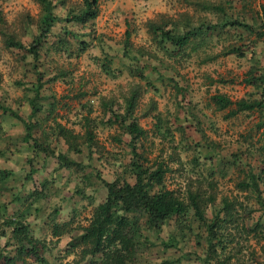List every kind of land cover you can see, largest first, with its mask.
Instances as JSON below:
<instances>
[{"label":"trees","instance_id":"obj_1","mask_svg":"<svg viewBox=\"0 0 264 264\" xmlns=\"http://www.w3.org/2000/svg\"><path fill=\"white\" fill-rule=\"evenodd\" d=\"M32 1L40 7L41 15L37 24V32L31 43L23 44L13 34L7 33L2 25V19H0V37L3 40V45L7 49L20 52L19 57L23 66L33 76L31 81L18 83L23 92L21 101L28 106L29 113L25 119L21 118L11 108L5 107L0 98V118L10 115L20 121L24 128L22 142L34 151H46L47 147L44 149L43 146H47L48 138L54 143L57 142V145L61 141L63 142L65 149H61L56 156V167L52 171L54 175L61 174L64 169L73 171V175L82 173L84 164L73 159L70 155L82 156L84 148L90 154L94 152L98 154L101 163L109 162L110 167L113 168L114 180L108 182L102 179L99 168L89 164L91 178L93 176V179L101 182L106 193L103 201L94 206L88 219V225H79L77 227V231H80L79 235L70 237L69 246L73 249L79 248L80 259L86 261L87 264H129L139 255L140 249L149 243L150 237L147 235L154 236L156 241H159L161 239L159 235L163 229L169 223H173L177 235L182 238V241L187 235L197 239L196 243L203 248L201 260L203 264H236L234 262L236 253H233L236 245L235 232L242 231L245 228V219L258 210L260 215L252 221L250 228L246 230L257 243L264 240V200L260 189L264 183L263 169L256 173L251 164H245V169L240 171L242 179L235 184L239 193L250 195L258 206L256 210L249 209L246 214L241 203L236 200L230 201L227 198L221 199L218 203L214 193V180L194 179L192 174L195 169H186L185 164H182L181 152L185 149L195 150L198 146L197 143H189L186 144V147L184 146V140L185 142L189 141V135L186 132V128H189L188 124L207 142V147L212 149L213 156L220 157L217 151L218 145L206 139L201 121L191 114L189 118L184 115L181 121L179 118L175 119L173 124L162 116L155 115L152 134L159 139L160 143L168 145L169 160L156 158L151 161L144 146V143L148 141L149 133L139 126L136 117L139 99L142 97L144 89L153 87L150 74L147 72L158 69L156 65L152 66L154 62L172 74L177 70L175 71L171 64H167L170 59L181 65L180 60L186 64L193 55H202L200 62L206 64L228 55H237L243 58L249 52L251 65L245 73L244 82L246 86H251L250 93L235 101L228 95L216 93L210 97L209 104L216 112L225 113L227 119L235 118L241 114L250 117L257 115L258 122L254 123L253 128L255 133L260 130L262 132L256 135L249 130L245 135H240V149L230 154L232 163L236 164L242 156H247V154L249 156L264 155V53L257 48V42L264 40V15L260 16L257 22L255 19L257 17H253L252 22H247L233 18L223 5L215 6L212 3L197 2V6L202 11L217 14L215 23L209 22L207 17L202 16H199L198 22L194 23L187 14H182L179 19L174 20H165V17L162 16L158 19L148 20L146 22L147 32L151 43L156 48L152 52L145 50L141 54H138L132 45L130 33L126 32L123 57L130 64V76L137 82L133 81L129 84L121 101L102 99L101 106L104 115L101 119H91L90 104L82 105V112L75 114L76 122H70L71 126H78L83 130L82 134H76L73 129L67 128L53 119L59 108V102L51 89L52 85L59 80L71 85L72 79L68 77L69 73L56 67L53 75L46 77L38 67L43 58H47L50 53H60L65 57L76 58L87 49L88 45L83 40L91 36V32H93L94 22L99 16L102 0H81L79 5H71L68 8L65 2L60 0ZM57 5L67 9L61 19L54 13ZM59 22L62 23L61 31L55 32L54 26ZM85 29H89L88 33L82 31ZM239 30L246 32L248 37L253 39L247 40V38L238 35L236 32ZM219 33L222 34L218 36L217 41L226 37H232L237 41L230 47H224L219 54L213 55L206 49L211 47L212 39ZM50 40L51 43H49ZM158 56H163V59ZM112 62V56L104 55V60L99 61V65L107 77L114 79L122 73H119L118 70L119 75H116V72L111 68ZM157 77L161 79L164 76L162 77V74L158 72ZM165 80L172 84L178 106L189 113V108L183 99L184 94H182V92H186L185 88L180 86V83L169 73L165 75ZM45 90L49 93L45 94ZM180 96L182 98H179ZM182 100L183 103H181ZM155 111V103L150 101L143 117ZM178 122L181 124L177 125ZM99 125L105 128L117 127L120 130L119 136L114 141L124 146V153L127 155L124 162L119 160L118 153L107 152L98 143L93 131ZM174 132L181 135L179 143H175ZM52 154H54L53 151ZM28 162H31V158ZM192 162L193 167H198L197 159L194 158ZM169 163L175 164L177 168L180 166L178 172L186 174L188 181L183 192L180 191L181 193L169 190L165 185V176L172 171ZM220 164L217 167L209 166L211 178H214L217 173H225L224 165ZM35 174L37 173L33 165H29L26 180H30ZM11 175L10 171L0 169V191L5 189L6 181ZM84 180L89 181L90 178L87 177ZM48 184H50L49 180L41 182L40 189H35L29 197H34L35 201L44 199V192L47 190ZM78 184L75 186L73 194L82 199L86 198L85 182L80 181ZM94 200L91 198V205L94 204ZM14 201L21 202L22 200L18 197ZM76 212L73 210L74 215ZM76 216L78 213L72 219L77 218ZM193 223L197 224V230L200 231L193 230ZM66 226L54 224L51 228L53 235L62 236V231L67 230ZM172 241L174 242L172 246L176 247L178 245L177 236ZM160 242L165 248L171 246L164 241L160 240ZM148 245L153 244L151 242ZM44 248L43 241L32 236V225L27 221V214L22 211L9 215L7 204L0 202V264H17L20 261H25L26 257H38V252ZM36 259L37 264H48L45 257ZM73 264H80V262L75 261ZM257 264H264V261Z\"/></svg>","mask_w":264,"mask_h":264},{"label":"rangeland","instance_id":"obj_2","mask_svg":"<svg viewBox=\"0 0 264 264\" xmlns=\"http://www.w3.org/2000/svg\"><path fill=\"white\" fill-rule=\"evenodd\" d=\"M60 1H64L67 8L81 3V0ZM197 2L212 3L215 6L223 5L233 18L247 22H252L255 17H257L255 18L257 22L259 17L264 15V0H102L99 16L94 22L93 32H91V36L83 40L88 45L87 49L76 58L65 57L60 53H50L39 64V70L46 77L53 75L55 68L58 67L67 71L68 77L72 79L71 85L60 80L52 85L51 89L59 102V108L56 110L53 119H56L63 126L73 129L76 134H82L83 130L78 126H71L70 122H76L75 114L82 112V105L90 104L91 119H101L104 115L101 106L102 99L121 101L122 95L129 88V84L133 81L137 82L130 76V64L123 57L126 32L130 33V41L138 54L145 50L152 52L156 46L151 43L147 32L146 22L148 20L158 19L160 16L165 17V20H174L179 19L182 14H187L194 23L198 22L199 16L207 17L211 23L216 22L217 14L202 11L197 6ZM64 11H67L64 6L57 5L54 9L55 15L60 19L64 17ZM40 15V7L32 0H0V19H2L5 31L13 34L23 44L31 43L37 32ZM61 27L62 23L56 24L54 26L55 32H60ZM88 30L82 31L88 33ZM236 33L247 38V40L253 39L241 30ZM220 34L222 33L216 34L212 39L211 47L206 49L207 52L213 55L219 54L224 47H230L237 41L232 37L221 38L217 41ZM51 42L50 40L49 43ZM257 46L258 50H262L264 53V40L258 41ZM249 48L252 49V47ZM104 55L112 56L111 68L116 72V75L122 73L119 77L113 79L101 71L99 61L104 60ZM19 56L20 52L7 49L0 37V98L5 107L11 108L21 118L25 119L29 113V108L21 101L23 92L18 83L31 81L33 76L23 66ZM158 57L163 59V56ZM249 57L250 53L247 52L243 58L237 55H228L203 64L200 62L202 55H193L186 64L180 60L181 65L170 59L167 64H171L175 71L177 70L176 73L172 72V74L154 62L152 66L156 65L158 69L147 72L150 74L153 87L144 89L136 112L139 126L149 133L148 141L144 143V146L151 161L156 158L167 160L169 156L168 145L160 143L159 139L152 134L155 126V115L162 116L173 124L175 119L179 118L181 121L184 115L187 118L191 114L195 115L201 121L206 139L218 145L217 151L220 157L213 156L212 149L207 147V142L188 124L189 128H186V132L189 135V141L185 142L183 139L184 146L186 147V144L189 143H197L198 146L195 150L185 149L181 152L182 164H185L186 169H195L192 174L194 179L214 180V193L218 203L224 198L230 201L236 200L242 204L246 214L249 209L256 210L258 206L248 193H239L235 184L242 179L240 171L245 169V164H251L256 173L261 169L264 170V155L253 154L249 156L247 154L234 164L230 154L240 149V135H245L249 130L252 131V134L259 135L262 130L255 133L253 128L254 123L258 122L256 114L252 117L241 114L235 118L227 119L225 113L216 112L209 102L210 97L216 93L228 95L233 101L250 93L251 86H246L244 82L245 73L251 65ZM158 72L164 77L158 78ZM168 73L174 76L180 86L185 88L186 92H182V94H184L183 99L189 108V113L178 106L175 90L172 84L165 80V75ZM44 93L49 92L45 90ZM150 101H154L156 111L143 117ZM192 123L195 124L196 122ZM179 124L181 123L178 122L177 125ZM119 134L120 130L117 127L105 128L101 125L93 131V135L104 150L118 153L120 155L119 160L124 162V158L127 156L124 153V146L114 141ZM23 136L24 128L20 121L10 115H4L0 118V169L8 170L12 174L6 181L5 189L0 191V202L7 204L9 215L22 211L27 214V221L32 225V236L42 240L45 244V250L41 249V252L38 250V257H45L48 264H73L75 261L80 262V264H87L86 261L80 259L79 248L73 249L69 246L70 237L79 235L80 231H77L79 225H88V219L94 206L102 202L105 197L106 192L102 183L93 179V176L91 178V166L99 168L102 179L108 182L114 180L113 168L110 167L109 162L101 163L98 154L95 152L90 154L84 148L82 156L70 155L73 159L84 164L82 173L73 175V171L64 169L61 174L54 175L52 171L56 167V156L61 149H65L63 142L61 141L57 145V142L54 143L48 138L46 140V142L48 141L47 146H43L44 149L47 147L46 151H34L23 144ZM174 137L175 143H179L181 135L174 132ZM30 158L31 162H28ZM194 158L199 164L196 168L193 167L192 160ZM220 163L224 165L223 171L225 173H217L214 178H211L209 166L217 167L221 165ZM29 165H33L37 174L33 175L30 180H26ZM168 165L172 171L165 176L166 187L169 190L183 192L188 181L186 174L178 172L180 166L177 168L175 164L169 163ZM87 177L90 178L89 181L84 180ZM45 180L50 182L44 192L45 198L35 201L34 197H29L35 189H40L41 182ZM80 181L85 182L86 186V198L83 199L73 194L75 186L79 185ZM205 183L204 186L207 188ZM260 189L264 200V183ZM18 197L21 198V202L14 201ZM27 197L28 199H26ZM91 198L95 199L93 205L90 204ZM73 210L77 211L76 214L78 213L77 218L74 219L72 218L76 214L74 215ZM238 210L241 211L240 208ZM56 213L58 214L56 215ZM259 215V210L250 214L245 219V228L235 232L236 245L234 243L233 253H236L234 259L236 264H257L264 261V240L257 243L255 238L250 236L246 230L250 228L252 221L256 220ZM54 224L62 227L67 225V230L62 231V236L53 235L51 228ZM197 229V224L193 223V230L200 231ZM147 236L150 237L149 243L152 242L153 245H148V243L142 247L139 255L129 264H165L167 262L171 264H203L201 261L203 248L196 243L197 239L187 235L182 241V238L177 235L173 223H169L159 235L161 241L171 245L169 248L163 247L160 240L156 241L154 236ZM175 236H177L178 245L173 247L172 239ZM38 257H26L25 261H20L17 264H37L36 258Z\"/></svg>","mask_w":264,"mask_h":264}]
</instances>
